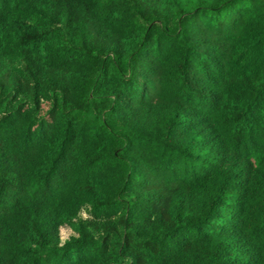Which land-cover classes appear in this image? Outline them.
<instances>
[{
    "label": "trees",
    "instance_id": "16d2710c",
    "mask_svg": "<svg viewBox=\"0 0 264 264\" xmlns=\"http://www.w3.org/2000/svg\"><path fill=\"white\" fill-rule=\"evenodd\" d=\"M0 264H264V0H0Z\"/></svg>",
    "mask_w": 264,
    "mask_h": 264
},
{
    "label": "rangeland",
    "instance_id": "374dc122",
    "mask_svg": "<svg viewBox=\"0 0 264 264\" xmlns=\"http://www.w3.org/2000/svg\"><path fill=\"white\" fill-rule=\"evenodd\" d=\"M234 11H235V8L230 9L228 11V13L226 14V16L224 17V20L225 21L231 20V17L233 15ZM73 234H74V232L72 231V229L69 226L64 225V226H61L60 227V238H61V242H63L64 240H66L67 238H69L70 236H72Z\"/></svg>",
    "mask_w": 264,
    "mask_h": 264
}]
</instances>
